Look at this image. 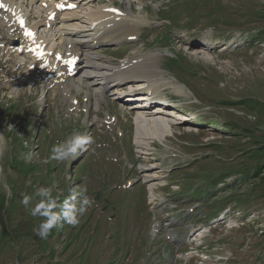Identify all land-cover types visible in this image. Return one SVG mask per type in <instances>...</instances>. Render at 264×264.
Masks as SVG:
<instances>
[{"label":"rangeland","instance_id":"1","mask_svg":"<svg viewBox=\"0 0 264 264\" xmlns=\"http://www.w3.org/2000/svg\"><path fill=\"white\" fill-rule=\"evenodd\" d=\"M112 1L124 8L126 4L129 8L131 3L130 0H127L128 3ZM131 1L137 5L132 8L137 9L135 13L143 14L148 6L153 12L146 11L153 17L157 15L154 11L167 0ZM204 2L198 8V11H204L203 14L193 17L198 22L177 23V27L188 30V35L185 38L172 35V51L162 48L159 41L153 42L158 47L155 48L159 51L156 64L163 71L162 77L169 79L168 83H183L184 90L182 93L175 92L170 84H165L159 96L162 99L166 96L182 110L202 117L204 122L198 126L192 122L186 124L185 121L191 119L186 113V119L181 121L184 124L175 122L172 134L159 141L153 139L151 144L155 149L151 147L149 151H152L151 154L155 152V156L167 150L179 154L175 158H166L164 165L188 164L193 158L195 161L190 168L179 171L181 176L174 171L171 178L175 176L179 180L185 175L183 186L198 187L196 192L204 196L209 192L207 197L190 200L182 193L171 192L169 198L174 199L171 202L194 210L191 216H187L178 209H171L172 204L166 200L168 190L158 186L154 192L163 193L164 197L150 205L148 210V186L141 177V171L151 170L146 168L151 164L156 165L158 170H167V167L160 165L162 162L156 164L149 159L136 163L140 160L136 161L140 149L133 142L135 125L132 120L135 114L126 109L125 112L123 109L126 106L121 103L117 105L116 100L111 106L112 111L123 119L127 118L121 127L128 133L123 138V148L130 159L129 165L124 164L122 159L112 161L115 156L108 154L104 144L109 142L118 147L117 143H112L117 129L103 134L94 123V113L80 112L78 118L62 119L57 106L52 103L48 117L46 107L41 111L38 109L39 103L30 100L37 98L38 86L27 89L26 94L15 99L0 93V137L3 138L0 140V264H126L125 255L132 242L126 261L130 254L134 257L138 255L137 258L147 256L146 252L152 246V254L145 257L142 264H174L175 258H180L175 264H264V0ZM181 14L182 9L166 12V16L173 21L179 19ZM185 14L184 20H188L189 12L185 11ZM140 22L144 20H138ZM169 26L175 27L172 24ZM247 32L255 34L252 40L244 38ZM215 38H226L229 42L220 44L222 42L219 41L216 44ZM150 41L149 38L145 45L150 46ZM189 43H194L197 48L189 47ZM204 51L211 54L213 59L204 58ZM168 52L175 55L166 59ZM124 53L117 50L109 56L119 58ZM86 115L91 116L90 120L86 119ZM41 119L45 122H41ZM223 125L231 129V133H227L229 131ZM73 131L82 134L92 131L94 142L90 144L91 149L97 150L100 156L95 157L89 151L81 155L77 164L51 159L47 164L43 163L46 157H51L52 148ZM90 160L92 165L89 164ZM131 166H134L132 170ZM57 167L58 170L54 172L53 169ZM137 167L141 168V174ZM102 171L110 173L116 188L125 179L133 178L138 179L137 183L143 189L138 184L132 191H111L105 174L102 179ZM199 172L222 175L204 174V178L194 179ZM222 177L225 180L221 181ZM153 178L157 179L155 175ZM5 184L8 188L4 187ZM111 185L110 188H113ZM49 186L53 187V196L59 194L61 201L68 195L69 187L79 189L84 186L87 188L85 194L93 201L94 195L89 190H95L98 186L96 193L106 208L95 220L97 213L93 206L96 202H93L92 210L87 209L79 217L77 225L65 223L63 227L54 228L46 239H41L34 229L44 218L33 217L29 211L39 198L33 196L29 208L21 201L23 195H32L36 188ZM144 192L146 210L143 205ZM130 202L135 204L130 205ZM138 207L139 212L143 213L142 240L136 243L139 241L138 223L130 220L136 218L135 210ZM208 207L212 209L211 212L207 211ZM223 214L225 217L222 220L220 216ZM199 216L204 221L199 220ZM109 217H113L111 224L107 221ZM153 218L161 221L164 229L158 237L152 234L150 225ZM187 224L190 226L187 227ZM3 228L9 234L8 243L3 238ZM191 231H195V234L186 239ZM167 233H173L176 241L167 240ZM105 235L112 241L110 251L103 249ZM199 236H203L201 241ZM162 238L171 243L170 247L161 243ZM159 239V244H152ZM187 241L190 242L188 246ZM1 243L6 246L2 247ZM200 243L203 255L190 259L191 255L180 254ZM162 256L165 259L160 258ZM127 263L133 264L134 259Z\"/></svg>","mask_w":264,"mask_h":264},{"label":"bare ground","instance_id":"2","mask_svg":"<svg viewBox=\"0 0 264 264\" xmlns=\"http://www.w3.org/2000/svg\"><path fill=\"white\" fill-rule=\"evenodd\" d=\"M126 1L127 3L129 1ZM82 5H90L91 2L86 0H81ZM32 4H35V0H31ZM100 8V7H99ZM130 8V7H129ZM126 7V9H129ZM83 14V13H82ZM85 16V15H83ZM81 17L78 12H73L70 14L68 18H63L61 20V29H63L62 32V41L66 42H73V34L80 36V37H90L95 38L98 41H105V40H113L117 37H119L116 33L110 31L108 33L101 32L100 35H97V32L100 30L99 25L94 27L92 33H85L84 30H80L81 26L78 25V23H75L74 20ZM141 19V18H140ZM143 20V19H141ZM130 21L127 16H125V19L123 22ZM138 23V20H136V23ZM116 26V24L111 27V30ZM80 33V35H78ZM201 52V51H200ZM206 52V51H204ZM199 53V52H198ZM203 53V52H201ZM204 58L208 60H212L213 57L211 54H208V52L204 53ZM139 58H148L150 59L147 63L145 59H142V61L132 64L130 63L128 65L123 66L122 68H115L113 65L108 64L109 68H104L103 71H99L98 74H92L88 69L84 70V74L87 76H90V78H93V81L91 82V85H95L93 88V93L91 95L92 98L95 99L96 102H99L100 100V91L103 92L105 88H107L106 84L108 83L109 79L110 82H114L118 78L122 77L123 79L127 78L133 70L140 71L144 74L143 81L134 83L136 86H143L145 89H147L148 93H145V96L147 95H153L156 94L158 91V87L163 80V78H156V76L161 75V70L155 65L154 58L151 56L150 53H143L140 56H130L127 62H135ZM91 65V62L87 61L86 59L83 60L82 65L79 67L83 69V67H88ZM79 66V64H78ZM78 73L75 75V78L72 82L75 81V83L80 81V77L77 76ZM169 80V79H168ZM173 87H175V90L179 93L184 92L183 86L178 84L169 83ZM75 84L72 83V86L77 88V86H74ZM111 86H116L115 83H112ZM165 86V85H164ZM160 100H163L162 98ZM142 101L138 102L139 106H142ZM177 109V108H176ZM136 115L134 116V127H135V134H134V141L137 147L141 148L144 145H151V142L153 139L159 141L162 139H165L166 136L171 135L173 132V124L181 123V121L186 119V114H184L180 110L175 109H168L161 105H156L154 109L152 108H143L141 110L136 109ZM193 121V120H192ZM190 127V126H186ZM185 128V127H184ZM188 130V129H187ZM142 175L145 178L147 182H149V185H155L157 183V179H154L153 173L148 171L147 169H143Z\"/></svg>","mask_w":264,"mask_h":264},{"label":"clouds","instance_id":"3","mask_svg":"<svg viewBox=\"0 0 264 264\" xmlns=\"http://www.w3.org/2000/svg\"><path fill=\"white\" fill-rule=\"evenodd\" d=\"M11 130V129H10ZM3 138L0 137V140ZM93 138L89 135L73 131V133L58 143L52 148L51 157H46L42 162L47 164L49 159L57 162L71 161L76 159L83 151L86 150L85 146L92 144ZM29 183H31L29 181ZM166 182L161 183V187ZM8 188V185H4ZM157 185H149L148 188V203L152 204L157 199H163L164 194L154 192ZM10 192V189H9ZM87 192L86 187L76 188L69 187L68 195L61 201L60 195L53 196V187H38L32 195L25 194L21 203L29 208L30 201L33 196L38 197V201L34 206L29 208L30 215L33 217H43L38 228L34 229L36 234L41 239H46L54 228L63 227L66 223L68 225H77L79 217L82 216L87 207L91 205V199L85 195Z\"/></svg>","mask_w":264,"mask_h":264},{"label":"snow or ice","instance_id":"4","mask_svg":"<svg viewBox=\"0 0 264 264\" xmlns=\"http://www.w3.org/2000/svg\"><path fill=\"white\" fill-rule=\"evenodd\" d=\"M5 6L2 4V3H0V8H4ZM57 7H62L61 5H57ZM114 11V10H113ZM20 23H21V25H23V20L21 19L20 21H19ZM26 34L27 35H31V33L30 32H26Z\"/></svg>","mask_w":264,"mask_h":264},{"label":"trees","instance_id":"5","mask_svg":"<svg viewBox=\"0 0 264 264\" xmlns=\"http://www.w3.org/2000/svg\"><path fill=\"white\" fill-rule=\"evenodd\" d=\"M224 128H226V127H224ZM226 129L231 130V129H229V128H226ZM230 133H231V132H230Z\"/></svg>","mask_w":264,"mask_h":264}]
</instances>
